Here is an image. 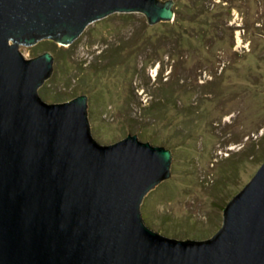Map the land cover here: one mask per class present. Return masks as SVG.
<instances>
[{
  "label": "water",
  "instance_id": "obj_1",
  "mask_svg": "<svg viewBox=\"0 0 264 264\" xmlns=\"http://www.w3.org/2000/svg\"><path fill=\"white\" fill-rule=\"evenodd\" d=\"M175 9L174 0H0V264H264V164L214 236L155 230L146 196L175 174V147L142 134L98 138L91 95L49 100L56 55L24 48L69 47L114 14L173 22Z\"/></svg>",
  "mask_w": 264,
  "mask_h": 264
},
{
  "label": "rangeland",
  "instance_id": "obj_2",
  "mask_svg": "<svg viewBox=\"0 0 264 264\" xmlns=\"http://www.w3.org/2000/svg\"><path fill=\"white\" fill-rule=\"evenodd\" d=\"M208 9V48L195 52L142 14L97 21L69 47L24 46L29 57L56 55L49 100L91 95L98 138L142 134L175 147V174L146 196L147 216L192 241L222 228L225 207L264 164V0H211ZM162 69L165 81L174 71L167 94ZM157 100L163 111L149 117Z\"/></svg>",
  "mask_w": 264,
  "mask_h": 264
},
{
  "label": "trees",
  "instance_id": "obj_3",
  "mask_svg": "<svg viewBox=\"0 0 264 264\" xmlns=\"http://www.w3.org/2000/svg\"><path fill=\"white\" fill-rule=\"evenodd\" d=\"M174 1H175V6H176L175 20L173 22L161 23V25H164L167 27V32L162 34L163 36L162 38H167L169 40L171 39L172 42L174 43V46L175 47L177 46V49L179 50L187 49L188 51L195 52L196 49L199 50L198 46H201L202 50H204L205 48H208V44L206 40L210 33H208L207 31L211 27V24L209 25L210 20L208 19L210 15L209 9H208V3L211 0H191L187 4L182 3L181 0H174ZM201 17L203 18V22H202V19H200ZM194 33H196L195 36L193 35ZM196 42L200 44L196 45L195 44ZM56 44H53L55 48L57 46ZM172 49L174 48L172 47ZM116 55H117V52L115 53V56ZM163 55H167L169 58L171 56L170 52L167 53L166 51H163ZM66 59L67 57L65 56V53H63L62 62H65ZM114 59L115 58L113 57V60ZM157 61H158L157 59H154L152 60L151 63H156ZM113 62L115 63V61ZM121 63L122 64L125 63V60L121 61ZM163 72L164 70L162 69L160 74L157 73V75H160V77L158 78L159 84H162L163 86L162 89L164 93L167 94L169 93V91L167 90V87L165 88V86H166V83L171 80L170 75H172L174 71L170 72L169 79L166 81L163 79ZM83 76H84V73H83ZM134 76L135 75L133 73V78ZM83 78H84L83 80H87V81L89 80L87 76H84ZM73 80L74 79H70V81H73ZM44 88H47V86H45ZM158 102L159 101L157 100L155 107L153 106L154 108L150 110L151 112L150 111L148 112V115H150L149 117L152 116L153 118L154 116L153 114H155V112L156 114H161V112L163 111V108L161 109V107H159L158 109V106H159ZM161 102L165 103V100H161ZM149 109H151V107H149Z\"/></svg>",
  "mask_w": 264,
  "mask_h": 264
}]
</instances>
